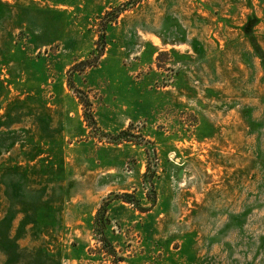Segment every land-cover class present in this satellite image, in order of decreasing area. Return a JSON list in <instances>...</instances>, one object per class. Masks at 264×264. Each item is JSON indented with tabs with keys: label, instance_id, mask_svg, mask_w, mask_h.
Wrapping results in <instances>:
<instances>
[{
	"label": "rangeland",
	"instance_id": "1",
	"mask_svg": "<svg viewBox=\"0 0 264 264\" xmlns=\"http://www.w3.org/2000/svg\"><path fill=\"white\" fill-rule=\"evenodd\" d=\"M0 264H264V0H0Z\"/></svg>",
	"mask_w": 264,
	"mask_h": 264
}]
</instances>
